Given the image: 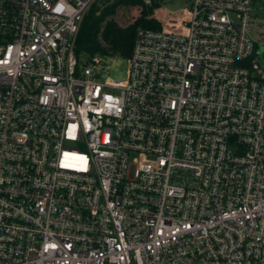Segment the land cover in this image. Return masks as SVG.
<instances>
[{
    "label": "built area",
    "instance_id": "2783aa9c",
    "mask_svg": "<svg viewBox=\"0 0 264 264\" xmlns=\"http://www.w3.org/2000/svg\"><path fill=\"white\" fill-rule=\"evenodd\" d=\"M114 1L0 0V264H264V0H159L120 81Z\"/></svg>",
    "mask_w": 264,
    "mask_h": 264
},
{
    "label": "trees",
    "instance_id": "16d2710c",
    "mask_svg": "<svg viewBox=\"0 0 264 264\" xmlns=\"http://www.w3.org/2000/svg\"><path fill=\"white\" fill-rule=\"evenodd\" d=\"M159 0L146 6L144 0H116L100 13L93 10L84 20L76 43L79 57L97 53L129 56L136 31L158 27Z\"/></svg>",
    "mask_w": 264,
    "mask_h": 264
},
{
    "label": "rangeland",
    "instance_id": "374dc122",
    "mask_svg": "<svg viewBox=\"0 0 264 264\" xmlns=\"http://www.w3.org/2000/svg\"><path fill=\"white\" fill-rule=\"evenodd\" d=\"M165 1V6L167 7V10L172 12L180 10L185 5L183 0H175L174 2L171 0ZM260 16L264 19V10L260 12ZM261 31L263 30L261 29ZM255 39L263 41L264 36H255ZM93 57L94 59L100 60L101 66L105 68V71L102 73L101 76L102 80H105L108 77L119 81L127 78L131 62L128 56H124L121 53L117 52L115 54L97 53Z\"/></svg>",
    "mask_w": 264,
    "mask_h": 264
}]
</instances>
